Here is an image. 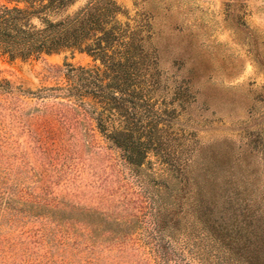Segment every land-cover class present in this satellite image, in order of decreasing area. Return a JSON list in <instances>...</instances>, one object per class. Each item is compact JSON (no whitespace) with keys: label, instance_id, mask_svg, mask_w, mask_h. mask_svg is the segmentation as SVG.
Masks as SVG:
<instances>
[{"label":"rangeland","instance_id":"obj_1","mask_svg":"<svg viewBox=\"0 0 264 264\" xmlns=\"http://www.w3.org/2000/svg\"><path fill=\"white\" fill-rule=\"evenodd\" d=\"M116 1L152 55L170 166L135 170L51 91L89 56L0 49V264H193L192 210L263 264L264 0Z\"/></svg>","mask_w":264,"mask_h":264},{"label":"trees","instance_id":"obj_2","mask_svg":"<svg viewBox=\"0 0 264 264\" xmlns=\"http://www.w3.org/2000/svg\"><path fill=\"white\" fill-rule=\"evenodd\" d=\"M0 7V49L11 59L63 52L89 56L97 66L65 65L66 84L51 91L93 116L102 136L122 152L135 170L150 155L170 166L163 150L167 110L151 98L152 55L139 26L122 22L116 0H88L65 15L78 0H5ZM181 246L193 264H262L233 248L199 213H188ZM264 264V263H263Z\"/></svg>","mask_w":264,"mask_h":264}]
</instances>
